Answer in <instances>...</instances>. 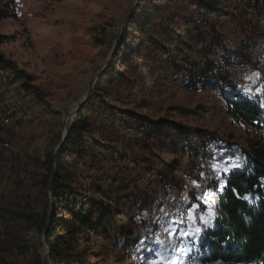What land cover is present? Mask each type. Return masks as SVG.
Instances as JSON below:
<instances>
[{"label":"rangeland","instance_id":"374dc122","mask_svg":"<svg viewBox=\"0 0 264 264\" xmlns=\"http://www.w3.org/2000/svg\"><path fill=\"white\" fill-rule=\"evenodd\" d=\"M214 1L220 8L214 23L225 35V44L243 42L240 26L249 19L230 26L237 21L228 15L233 0ZM198 2L0 0V56L6 62L0 65V212L8 220L0 215V264H55L49 254L43 255L47 243L41 221L52 216L68 219L69 214L52 202L47 159L64 135V124L69 131L76 116L65 111L83 100L89 87L83 111L89 119L88 155L68 156L64 166L76 174L71 184L80 200L93 197L112 206L109 218L116 228L109 226L110 238L88 230L66 237L69 251L64 260L197 264L187 243L182 244L188 235H169L166 229L189 234L210 223L209 205L215 195L207 183L225 168L239 167V162L224 158L226 146L246 147L249 138L242 122L227 114L224 95L185 87L189 70L204 63L209 53L210 24L197 13ZM151 13L154 19L140 29L135 21L141 24ZM125 41L129 43L120 49ZM242 87L244 95L264 107L260 73L246 76ZM163 117L188 130L206 131L220 143L209 164L181 160L183 170L175 172L177 184L171 187L158 178V171L170 172L168 163L181 158L176 135L157 141L144 139L141 130L146 120ZM191 194L208 210L201 211ZM18 212L30 220L13 223L9 216ZM122 220L139 232L138 246L130 252L116 247ZM157 246L161 249L146 254Z\"/></svg>","mask_w":264,"mask_h":264},{"label":"trees","instance_id":"16d2710c","mask_svg":"<svg viewBox=\"0 0 264 264\" xmlns=\"http://www.w3.org/2000/svg\"><path fill=\"white\" fill-rule=\"evenodd\" d=\"M196 9L203 22L210 24L211 32L206 40L208 41L209 37L218 31L213 17L219 15V4L214 0H199ZM153 13L148 18H143L141 24L140 21H135L140 29L148 26L154 19ZM128 43L125 41L119 48ZM131 48L128 47L123 51L127 52ZM111 63L115 64L113 61ZM1 64L6 62H3L0 56ZM214 64L215 60L211 59L194 66L185 76V87L192 89L194 84L207 75ZM224 101L227 114L234 120L242 122L247 129L249 137L247 146H238L236 149L226 146L228 154L224 158L239 162V167L227 172L222 171L219 176L212 177L207 183L208 190L215 195L214 201L209 205L212 212L210 223L203 225L199 232L196 229H190L188 238L182 244L187 243L185 246L190 250L189 255L194 256L193 262L197 264L223 262L259 264L264 262V107L259 101H253L241 94L236 95L235 98L224 97ZM84 108L85 104L77 110L68 136L57 151L55 169L54 154L49 155L47 159L48 170L51 171L47 184L50 181L52 202L57 208H67L69 214L68 219L52 216L49 220L45 217L41 221V227L46 233L44 240L49 246V257L55 264H67L64 260L69 251L66 237L74 238L80 231L88 230L100 237L110 238L112 234L109 226L113 224L112 227L116 228L112 218H109L112 216V206L102 199L93 197L87 201L80 200L78 190L71 184L76 174L67 171L64 166L68 156L75 155L85 159L88 155L85 148V132L88 131L89 119L83 114ZM132 116L137 119L139 117L136 113H132ZM142 127L144 139L154 138L161 141L172 133L177 137L174 142L180 144L181 158L172 159L168 163L170 172L165 173L161 179L162 182L166 180L165 183H168L169 187L177 184L178 175L175 172L178 169L183 170L181 168L183 160L189 162L202 160L209 164L208 162L212 161L211 154L216 153L208 148L214 137L201 129L188 130L165 117L146 120ZM96 160L97 157H93V161ZM191 199L192 202L199 204L201 211L208 210V205L195 194H191ZM0 215L4 221L8 222L5 213L2 212ZM9 217L13 223L30 220L28 215L21 212ZM174 222L180 224L177 221ZM124 223L126 220L118 224L117 229L120 234L118 233L115 243L116 247L130 252L138 246L139 232ZM140 223L142 226L147 225L143 220ZM178 236L180 235L177 234ZM160 249L161 246H157L152 250L149 249L146 254L149 256L150 251ZM69 260L73 264H87L73 257Z\"/></svg>","mask_w":264,"mask_h":264},{"label":"built area","instance_id":"2783aa9c","mask_svg":"<svg viewBox=\"0 0 264 264\" xmlns=\"http://www.w3.org/2000/svg\"><path fill=\"white\" fill-rule=\"evenodd\" d=\"M230 19L248 18L254 24L251 34L238 48L226 49L223 44L226 37L218 31L212 34L207 41L209 53L205 61L213 59L217 52L220 57L209 69L207 75L192 86L197 92H219L226 98H235L236 95H244L242 83L246 76L260 73L264 78V0H233V7H229ZM220 143L212 141L210 151H219ZM158 178L162 179L165 173L158 171ZM49 254V246L44 250Z\"/></svg>","mask_w":264,"mask_h":264},{"label":"crops","instance_id":"0c3cea01","mask_svg":"<svg viewBox=\"0 0 264 264\" xmlns=\"http://www.w3.org/2000/svg\"><path fill=\"white\" fill-rule=\"evenodd\" d=\"M246 18H237V21L234 22V24H231L230 26H233V27H238V23L241 22L242 20H245ZM252 23L254 24L252 21L249 20V23ZM243 23V26H240V30L244 29V32L241 34L242 37H244L245 39V36H247L248 34H251L253 29H254V25H251L249 23H246V22H242ZM238 31V30H237ZM238 41H234V45L230 46L229 44H223V46L226 48V49H235V48H238L239 45L241 44V40L237 43ZM220 52H217V55H214L216 59L215 60V63L217 62L218 58L220 57Z\"/></svg>","mask_w":264,"mask_h":264},{"label":"water","instance_id":"95a60500","mask_svg":"<svg viewBox=\"0 0 264 264\" xmlns=\"http://www.w3.org/2000/svg\"><path fill=\"white\" fill-rule=\"evenodd\" d=\"M90 88L91 87H89V89H88V91H87V93H86V95L84 96V98H83V100H81L79 103H78V105L76 106V108H75V111H74V114L77 112V110L87 101V99H88V94H89V92H90ZM66 125H64V131H63V137H62V139H61V141L59 142V144L57 145V147L55 148V150H54V158H55V164H54V168H55V166H56V163H57V151H58V149L63 145V143H64V141L66 140V138H67V136H68V130L66 129ZM54 173H55V171H54ZM54 173H53V176H54ZM49 190L50 191H52L51 189H50V187H49ZM51 195V194H50Z\"/></svg>","mask_w":264,"mask_h":264},{"label":"snow or ice","instance_id":"6c2138e0","mask_svg":"<svg viewBox=\"0 0 264 264\" xmlns=\"http://www.w3.org/2000/svg\"><path fill=\"white\" fill-rule=\"evenodd\" d=\"M17 2H19V0H17ZM233 167H235V165H233ZM229 169L228 168H225L224 171L227 172ZM246 198V197H245ZM189 219H194V216H189ZM166 231H168L169 235H180V236H187L188 233H186L185 231L183 230H180L178 233L171 229V228H167ZM197 232L200 231V229H196Z\"/></svg>","mask_w":264,"mask_h":264},{"label":"bare ground","instance_id":"6f19581e","mask_svg":"<svg viewBox=\"0 0 264 264\" xmlns=\"http://www.w3.org/2000/svg\"><path fill=\"white\" fill-rule=\"evenodd\" d=\"M80 101H81V99H78L77 101H75L74 103H72V104H71V107L69 108V110H66L65 112H66V113H69L70 115H71V113L74 114L75 108H76V106L78 105V103H79ZM66 113H64V116H65ZM70 115H69V116H70ZM67 118H68V117L65 116V118H64V119H65V122H66ZM63 121H64V120H63ZM68 121H69V120H68ZM68 121H67V122H68ZM64 125H65V124H64ZM66 126H67V125H66Z\"/></svg>","mask_w":264,"mask_h":264}]
</instances>
